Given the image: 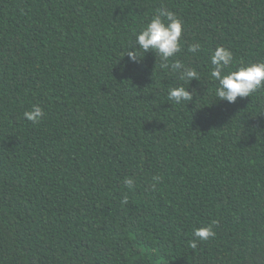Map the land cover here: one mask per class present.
I'll return each mask as SVG.
<instances>
[{"label": "trees", "instance_id": "1", "mask_svg": "<svg viewBox=\"0 0 264 264\" xmlns=\"http://www.w3.org/2000/svg\"><path fill=\"white\" fill-rule=\"evenodd\" d=\"M161 6L200 81L125 56ZM217 46L264 60V0H0V264H264V88L218 101Z\"/></svg>", "mask_w": 264, "mask_h": 264}, {"label": "clouds", "instance_id": "2", "mask_svg": "<svg viewBox=\"0 0 264 264\" xmlns=\"http://www.w3.org/2000/svg\"><path fill=\"white\" fill-rule=\"evenodd\" d=\"M183 21L175 12L165 6L156 9L155 14L139 32L134 33V42L130 45L125 56L132 63L138 62L137 51L143 53L152 52L159 57L160 66L170 68L176 78L189 85L193 80L200 81L198 71L186 65L180 59H173L182 52ZM199 41L188 46V52L196 54L201 50ZM232 52L223 47L217 46L212 50L210 56L211 71L209 76L215 82V96L218 101L235 103L237 98H248L257 90L264 88V60L241 64L235 70L233 65ZM195 92H190L189 87L185 88L183 83L168 88L167 99L176 105L186 106L193 102ZM24 118L32 123H38L44 118V111L39 105H33L30 111H26ZM154 177L153 180H158ZM133 179L125 178L124 184L129 189L133 186ZM128 203L127 196L122 204ZM215 236L212 226L199 227L193 230L194 239L190 242L192 248L197 247L198 241H207Z\"/></svg>", "mask_w": 264, "mask_h": 264}]
</instances>
